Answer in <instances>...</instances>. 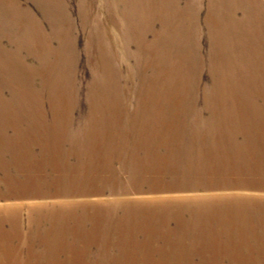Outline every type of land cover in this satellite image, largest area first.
<instances>
[{
    "label": "rangeland",
    "instance_id": "374dc122",
    "mask_svg": "<svg viewBox=\"0 0 264 264\" xmlns=\"http://www.w3.org/2000/svg\"><path fill=\"white\" fill-rule=\"evenodd\" d=\"M87 2L95 13L91 26L83 19ZM183 14L191 17L187 25L181 21ZM149 15L163 20L153 23ZM103 19L113 34V40L108 41L115 50L111 70H102L103 62L95 70L94 56L86 48L91 40H96L91 42V50L99 41L106 45L101 32ZM143 34L146 54L139 45ZM185 58L186 65L189 61L191 65L181 67L180 61L185 62ZM129 76L134 80L130 87L135 89L124 96L122 90L130 83ZM142 83H153L156 92L141 88ZM107 90L110 100L122 95L121 105L116 104L111 112L123 108L126 112L122 104L127 100L129 111L137 112L141 108L137 98L151 97L148 101L154 109L178 116L176 126L187 136L141 140L132 158L120 152L122 141L118 139L102 136L94 140L89 129H82L99 122L91 112L93 107L104 109L101 100ZM94 100L99 101L96 106ZM230 113L246 135L240 130L230 137L222 135L232 124L223 114ZM263 121L264 0H0V217L17 213L24 231L31 204L42 203L35 207L44 215L49 213L50 220L70 216L65 208L58 215L60 200L68 199L64 202L77 206L78 222L87 226L93 224L90 214L95 220L103 213L122 220L166 219L160 206L163 203L157 201L163 199L160 195L148 196L154 200L148 203L142 196L127 198L126 191L200 190L205 192L200 195L206 196V190H212L209 183L232 185L220 186L223 192L235 187L234 181L239 179L234 173L236 165H248L237 158L244 157L248 148L264 150ZM68 133H78L82 138L64 137ZM98 148L100 152H96ZM256 157L264 160L260 151ZM112 168L128 169L129 177L111 174ZM256 171L260 179L261 169ZM133 179L139 184H128L127 180ZM245 179L252 177L245 174ZM121 180L124 183L118 182ZM14 187L37 195L15 199L10 192ZM57 190L71 197L53 195ZM93 192L97 197H88ZM101 194L108 196L100 198ZM190 194L188 198L194 196ZM43 196L47 198L43 200ZM252 196L256 202L245 204H264L261 193ZM187 200L189 211L184 216L196 223L201 219L200 211L191 205L192 199ZM225 201L217 208L226 215L214 217L238 216L241 211L248 215L251 210L247 205ZM142 210L149 213L145 215ZM260 212L262 221L258 222L264 225V208ZM214 222L252 227L249 220L232 217ZM249 235L255 243L253 234ZM79 240L84 239L75 234L58 236L54 248L44 255L62 256L69 251L93 264H114L110 259L121 256L120 250L97 244L87 252L62 248L78 245ZM97 240L104 244L103 238ZM145 241L141 233L133 240L127 235L122 242L128 246ZM260 244L262 247L264 241Z\"/></svg>",
    "mask_w": 264,
    "mask_h": 264
},
{
    "label": "bare ground",
    "instance_id": "6f19581e",
    "mask_svg": "<svg viewBox=\"0 0 264 264\" xmlns=\"http://www.w3.org/2000/svg\"><path fill=\"white\" fill-rule=\"evenodd\" d=\"M87 6L88 9H86L85 14L82 12L83 19H85L86 24L91 26L92 20L94 21L95 19V13L90 9L88 2L86 3V7ZM183 15L181 21L186 25L189 24L191 17L185 16V14ZM149 16L153 23L163 20L161 16ZM177 16L181 15L177 14ZM168 19L169 18H166L165 20L167 24L169 23ZM68 21V24L70 25L71 20L68 19ZM112 24L114 23L112 22ZM109 30L110 28L106 25L105 19H103L101 32L102 37L107 42L106 45L99 41L100 44H96L91 50V42L95 43L96 40L87 42L88 44L86 48L88 53L90 56H94L95 70H98V65L102 64V62V70H105V68L111 70V61L115 59L114 46L112 44L108 45V41L110 42L113 40V34ZM142 37V43L140 42L139 45L146 54L147 48L144 44L146 35L143 34ZM148 57L150 56L148 55ZM180 63L182 65L180 66L184 67V65H186V58L185 62L180 61ZM190 63L191 62L189 61L186 66ZM129 77L130 80L128 79V81L130 83H128L122 90L124 96L135 89L130 87L134 80L132 76ZM141 88H148L150 89L149 92H156V86H154L153 83H146V86L142 83ZM106 94L105 98L101 100L104 109L98 110L97 107H93L94 110L91 112L94 119H98L99 122H91L89 123V127L87 126L82 130L89 129V132L91 133L90 137L94 140H96L95 137L109 136L108 139H111L112 141H115L116 139L122 141L120 152L126 154L128 158L133 157L132 153L139 148L138 143L141 142V140L154 142L173 138H184L187 136L176 126L179 122L178 116L169 114L172 112L168 110L154 109L153 106L149 104V101L152 99L151 97V99L149 98L145 100L144 98H141V100L137 98V101H139L138 106L141 107L137 112L129 111L130 100H127L122 104L126 105V112L124 111V108L123 110H120V112H111L114 108H117L116 104L121 105L120 99L122 95H115L114 98L110 100L108 99V90L106 91ZM98 102L99 101L94 100L93 105L96 106ZM109 107H112V109L107 111ZM214 111L217 112L216 110ZM223 115L226 116L227 120L224 119L225 121L232 123L223 131L222 135L224 137L232 136V132L237 130H240L246 135L243 128L234 120L233 113ZM215 122L217 125L219 119L217 118L214 123ZM233 124L237 125L234 127L232 126ZM230 126H232V128H230ZM82 130L76 132H81ZM67 131L69 132L70 130L67 129ZM69 133L64 135V137H74L78 139L80 137L78 133ZM100 151L101 149L98 148L96 152ZM257 151L264 154V150L248 148L247 154L244 157L237 158L238 160H246L248 165H236L234 173L239 179L234 181L233 186L235 187L224 190V192L221 191L222 189H219L220 186L232 187V185L223 181L209 183V189L212 190H206V193L208 194L206 196L200 195L205 193L200 190L181 192H153L155 190H152L135 191L131 193L126 191L125 194L127 198H130L131 196H142L148 201V203L154 202L153 199H147L148 196L160 195L163 199H157V201L166 204H160L162 210L165 211L164 214L167 217L166 219L122 220L112 218L109 214L103 213L100 214L103 215L100 219L95 220V217H92L94 215L90 214L93 224L87 226L88 223L84 224L83 222H78V209H76L77 206L75 207V203L64 202L69 199L60 200L62 204L58 207L60 208L58 210V215H62L65 208V210L70 211V216L65 215L59 218L52 217L49 218L50 220L47 219V216L50 217L49 213L44 215L43 211L37 210L39 207H35L41 206L42 203L34 201V203L39 204H31L30 213L28 215L29 223L25 231L21 228L20 217L17 213L13 212L6 216L2 215L0 217V264H87L89 261L84 259L85 256H79L78 253L74 254L69 251L66 252V255L62 256L44 255L48 254V250L51 249V247L54 248L55 240L58 236H61L62 238V236H66V234H75L86 241L79 240L78 245H70L68 247L63 245L62 248H75L87 252L88 248L90 249L97 244L96 246L103 247L107 250H120L119 253L121 256L117 255L115 258L110 259L111 262L115 261L114 264H121L122 262H124V264H264V251H256V249L264 250V245L261 247L260 244L264 241V225L258 222V219L262 221L260 210L264 208V204H245L250 201L253 203L256 202L255 197L252 196V194H255L256 192L261 193V195L264 196V160L261 161V157H256ZM256 168L261 169L260 174L262 177L260 179L257 178L259 174L257 173ZM219 170L222 172L229 171L228 168H220ZM110 173L115 175L122 174L127 179L130 172L125 168H122L121 170L112 168ZM245 174L251 176L252 179L243 180ZM118 182L124 183L122 180ZM127 182L130 185L139 184L138 179L127 180ZM240 186H243L244 188H240ZM236 187H239V189H236ZM10 192L14 195L13 198L15 199L33 198V195H37L30 190H23L17 187L12 188ZM103 192L104 191H102V193ZM45 193H50V191ZM59 193L63 196L71 197L69 196L70 194L65 195L60 192V190H57L53 195H58ZM190 193H193L194 195L192 198H188L191 195ZM225 193L230 194L226 197ZM97 195L98 193L93 192L88 197L94 198L97 197ZM74 196L75 195H73V197ZM106 196L108 195L101 194L100 198H105ZM38 198H40V196ZM42 198L45 200L47 196H43ZM187 199H189V201L192 199V202H190L191 205L195 204L197 210L200 211L199 217L201 219L196 223H194V221L191 223L184 216L189 211L187 206H185V204H189ZM225 200L244 204L247 205V208H251L248 215H243L244 213L241 211L238 216H229L237 221L249 220L252 223L251 229L243 228L242 225H233L230 227V224L227 223L222 224L214 222L216 219L221 220L223 218H229L214 217L226 215L224 212H218L217 208V206L223 205L220 203L227 202ZM63 204L64 206H62ZM205 208L206 210H204ZM105 212L113 213L109 210H105ZM141 212L145 215L149 213L148 210H142ZM70 219L75 220V222H65ZM46 222H49V224L45 225ZM41 226H45V228L42 229ZM192 227L193 230L191 229ZM129 228L133 229L128 230ZM164 229H168V231H165ZM246 231L247 234L245 233ZM141 233L145 234V242L141 244L134 243L133 245L128 246L123 244L122 241L127 235L133 240L139 237ZM233 234L235 235L231 236ZM249 234H253L256 240L255 243L252 242V237ZM52 235L55 236L49 237ZM257 235H262L263 238L259 239ZM97 237L103 238L105 240L104 244L101 243L103 240H97ZM112 238L114 239L112 240ZM149 239L151 240L149 241ZM151 241H154L155 245L152 244ZM162 242L165 243L164 247H161ZM247 252L249 254H247ZM116 261L119 263H116ZM89 264L93 263L89 262Z\"/></svg>",
    "mask_w": 264,
    "mask_h": 264
}]
</instances>
